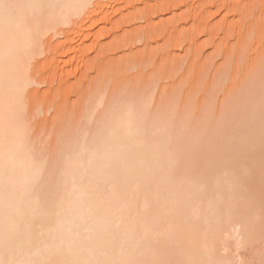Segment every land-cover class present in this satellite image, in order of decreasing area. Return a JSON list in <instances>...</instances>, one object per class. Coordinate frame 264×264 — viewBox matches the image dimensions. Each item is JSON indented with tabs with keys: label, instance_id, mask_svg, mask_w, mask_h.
Instances as JSON below:
<instances>
[{
	"label": "bare ground",
	"instance_id": "1",
	"mask_svg": "<svg viewBox=\"0 0 264 264\" xmlns=\"http://www.w3.org/2000/svg\"><path fill=\"white\" fill-rule=\"evenodd\" d=\"M112 1L120 0H0V264H264V118L251 110L226 122L239 137L250 133L246 142L240 138L229 152L222 145L217 162L193 155L183 163L184 136L174 139L168 121L151 118L159 100H144L146 86L144 102L116 99L120 108L105 123L100 118L99 134L86 128L92 132L81 141L71 138L78 141L71 156L47 172L25 117V93L36 83L31 61L49 32L96 16ZM83 26L73 28L85 39ZM252 99L264 114V102ZM232 239L237 249H254L253 259L225 252Z\"/></svg>",
	"mask_w": 264,
	"mask_h": 264
},
{
	"label": "rangeland",
	"instance_id": "2",
	"mask_svg": "<svg viewBox=\"0 0 264 264\" xmlns=\"http://www.w3.org/2000/svg\"><path fill=\"white\" fill-rule=\"evenodd\" d=\"M120 1H112L113 4L96 16H77L78 23L73 18L76 24L61 25L56 33L49 32L41 40L46 47H42V55L31 61L30 72L36 83L25 93V117L29 120L27 126L35 148L40 151V156L44 154L47 158V172L51 174V169H56L60 161L71 156L74 143L81 141L86 132L94 131L93 136H96L102 118L105 123V116L109 115V120L120 108V105L114 107L116 99L132 102L134 97L143 101L142 94L147 87L150 91L147 88L148 97L143 96L144 100L149 97L159 100L151 118L162 123L168 121L169 128H174V139L176 136L186 138L183 137L186 145L183 163L193 155L196 160L217 162L222 145L226 144L229 152L237 147L240 138L244 140L243 136L250 135L246 133L239 137L238 132L234 133L239 131L236 125L226 126L229 119L230 122L237 120L249 110L257 114L258 121L264 118V114L259 113L262 107L252 99H260V104L264 102V0H185L182 5V0H124V4L116 7ZM81 23L87 32L85 39L73 28L80 27ZM238 27L242 34L238 33ZM179 50L182 55L178 54ZM178 55H181V63L177 62ZM110 62L112 65L108 64ZM181 76L183 82L179 79ZM102 97L105 102L99 103ZM251 99L256 100L258 113L255 105L250 106ZM86 128L92 131H86ZM164 130L159 127V131ZM71 138L78 141L72 143ZM61 155H65L64 159ZM236 247L235 239H232L223 250L231 251L239 260L253 259L254 249Z\"/></svg>",
	"mask_w": 264,
	"mask_h": 264
}]
</instances>
